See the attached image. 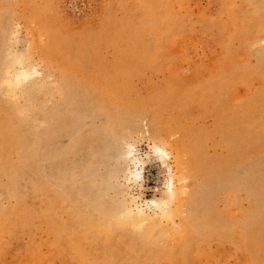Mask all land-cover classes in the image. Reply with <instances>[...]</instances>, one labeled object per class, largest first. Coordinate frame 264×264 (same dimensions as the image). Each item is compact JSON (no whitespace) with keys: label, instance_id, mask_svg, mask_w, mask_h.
I'll return each instance as SVG.
<instances>
[{"label":"rangeland","instance_id":"374dc122","mask_svg":"<svg viewBox=\"0 0 264 264\" xmlns=\"http://www.w3.org/2000/svg\"><path fill=\"white\" fill-rule=\"evenodd\" d=\"M0 264H264V0H0Z\"/></svg>","mask_w":264,"mask_h":264},{"label":"bare ground","instance_id":"6f19581e","mask_svg":"<svg viewBox=\"0 0 264 264\" xmlns=\"http://www.w3.org/2000/svg\"><path fill=\"white\" fill-rule=\"evenodd\" d=\"M55 127V126H54ZM5 163V162H4ZM2 164V163H1ZM141 211V210H140ZM146 214V213H145ZM147 215V214H146ZM148 217V216H147ZM89 221V220H88ZM93 222V221H92ZM107 224V223H106ZM105 225V224H104ZM103 232V231H102ZM97 235V234H96ZM174 237V236H173ZM176 237V236H175ZM177 238V237H176ZM173 239V238H172ZM180 239V238H179ZM170 243V242H169ZM172 244V243H171Z\"/></svg>","mask_w":264,"mask_h":264}]
</instances>
